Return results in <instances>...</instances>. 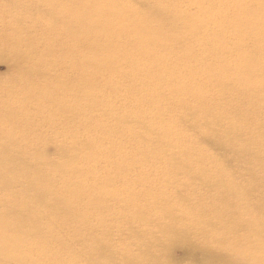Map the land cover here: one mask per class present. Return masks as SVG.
I'll return each mask as SVG.
<instances>
[{"label":"clouds","instance_id":"clouds-1","mask_svg":"<svg viewBox=\"0 0 264 264\" xmlns=\"http://www.w3.org/2000/svg\"><path fill=\"white\" fill-rule=\"evenodd\" d=\"M0 264H264V0H0Z\"/></svg>","mask_w":264,"mask_h":264},{"label":"rangeland","instance_id":"rangeland-1","mask_svg":"<svg viewBox=\"0 0 264 264\" xmlns=\"http://www.w3.org/2000/svg\"><path fill=\"white\" fill-rule=\"evenodd\" d=\"M7 70L8 69L6 65H0V72H6Z\"/></svg>","mask_w":264,"mask_h":264}]
</instances>
